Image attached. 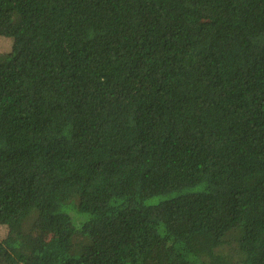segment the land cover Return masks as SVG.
<instances>
[{"label": "trees", "instance_id": "obj_1", "mask_svg": "<svg viewBox=\"0 0 264 264\" xmlns=\"http://www.w3.org/2000/svg\"><path fill=\"white\" fill-rule=\"evenodd\" d=\"M0 264H264V0H0Z\"/></svg>", "mask_w": 264, "mask_h": 264}, {"label": "rangeland", "instance_id": "obj_2", "mask_svg": "<svg viewBox=\"0 0 264 264\" xmlns=\"http://www.w3.org/2000/svg\"><path fill=\"white\" fill-rule=\"evenodd\" d=\"M11 40L7 37L0 36V52L8 50L10 48ZM0 235H2L0 230Z\"/></svg>", "mask_w": 264, "mask_h": 264}]
</instances>
